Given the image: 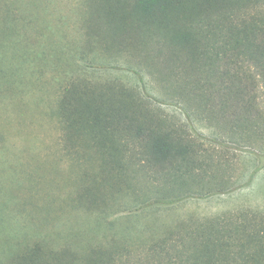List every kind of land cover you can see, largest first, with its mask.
<instances>
[{
    "label": "rangeland",
    "instance_id": "rangeland-1",
    "mask_svg": "<svg viewBox=\"0 0 264 264\" xmlns=\"http://www.w3.org/2000/svg\"><path fill=\"white\" fill-rule=\"evenodd\" d=\"M121 1L124 23L105 0H0V264L35 249L71 251L81 264L94 250L118 264H192L204 241L197 223L264 228V169L246 185L253 152L231 145L264 152V58H204L201 45L195 57L190 42L140 26L129 15L136 0ZM228 12L250 21L264 0ZM82 101L98 111L94 130L69 125ZM139 127L169 133L187 154L152 160ZM107 147L123 150L115 163ZM216 189L227 192L138 210L156 196Z\"/></svg>",
    "mask_w": 264,
    "mask_h": 264
},
{
    "label": "trees",
    "instance_id": "trees-1",
    "mask_svg": "<svg viewBox=\"0 0 264 264\" xmlns=\"http://www.w3.org/2000/svg\"><path fill=\"white\" fill-rule=\"evenodd\" d=\"M244 2H253L256 0H136L131 13L135 17L140 26L147 27L149 24L154 29L168 32L177 41L183 44L190 42V49L193 55L198 56L199 45L202 47L201 56L208 58L209 50L215 53L217 59L224 57L233 60L235 51L239 54L249 55L253 58L255 55L264 58V13L251 15L250 21L247 19L239 23L233 21L235 13L229 14V9L234 5H241ZM222 5H226L223 9ZM104 9L109 15H117L121 23L127 13L121 0H105ZM212 12L219 15L218 19L212 18ZM232 12V11H231ZM181 22V23H179ZM203 29L204 41L198 42L195 36L197 28ZM197 42V43H193ZM240 50V51H239ZM140 84L141 90L146 92L145 82L142 75L138 71H132ZM92 93L87 92L90 96ZM149 98V97H148ZM151 99V98H149ZM87 101V100H84ZM83 102V101H82ZM75 114L76 119L69 121L72 129L77 130L76 126H86L92 130L99 124L98 111L88 102H83L79 110L70 111ZM167 133L147 135L144 127L136 129V136L139 140H145L148 143L146 153L156 162H166L172 160L174 156L184 158L187 154L186 149L177 147L170 139ZM214 141L211 143L225 149L227 144L222 141ZM236 150H249L253 152L252 158L255 160V167L248 177L246 185H249L255 175L264 169V152H262L253 143L250 145L243 144L242 141H233L231 144ZM230 146V145H229ZM244 146V148H242ZM228 148V147H227ZM107 154L112 162H116V158H121L123 150L118 148L107 147ZM174 155V156H173ZM175 160V159H174ZM227 191L216 189L205 195L186 194L184 196H156L144 201L138 210H147L153 208H165L182 202L187 198L200 197L207 198L214 194H224ZM218 228L211 232L207 222H199L195 227L194 234L204 238L203 248L195 256L192 264H264V228L262 231L245 234L240 227H231L227 222L219 220L216 222ZM213 235H216L217 244L214 245ZM238 240L240 242L236 249H227L228 241ZM217 252L214 254V250ZM69 251V250H68ZM71 251L65 253L50 252L43 255L41 251L35 249L23 254L17 261L19 264H81V260L77 255L70 254ZM70 256L66 258L65 256ZM85 264H118L116 257L109 250H94L91 256L84 258Z\"/></svg>",
    "mask_w": 264,
    "mask_h": 264
}]
</instances>
